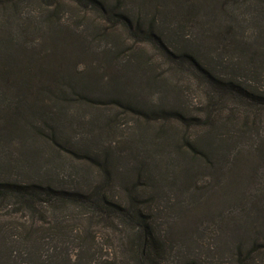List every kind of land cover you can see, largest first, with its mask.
<instances>
[{"label":"trees","instance_id":"trees-1","mask_svg":"<svg viewBox=\"0 0 264 264\" xmlns=\"http://www.w3.org/2000/svg\"><path fill=\"white\" fill-rule=\"evenodd\" d=\"M28 1L38 4L40 11L32 12L30 4L22 6L21 0H0L3 16L9 9L23 11L21 15L25 19L20 20L21 24L19 20L15 23L23 32V37L27 36L26 33L32 29V25L35 26L33 30L40 28L44 31L48 39L45 47L36 49V41H29L27 37L17 38L13 31L10 38L0 37V113H5L3 120H0L1 141L26 135L46 140L60 158L70 155L83 160V165L95 166L103 180L89 191L78 184L73 186L61 182L58 186L34 179L0 178V212L7 208L6 214L10 218L7 222L0 223V264H20L17 259L21 257L28 259L30 264H207L205 258L194 252L190 242H184L186 232L183 225L187 226L188 218L182 217L186 207L183 200L180 199L177 204L171 206L172 209L182 210L177 222L182 224L179 226L176 223L177 225L169 227L171 233H168L171 236L162 229L168 224L167 217L166 220L165 216L158 218L160 208L170 200L169 188L177 190V187H185L192 180V169L201 163L215 168L216 172L221 171L220 173L224 169L223 163L241 165L238 171L232 174L233 178L242 179L245 188L243 189L241 184H234L238 186L234 207L227 213H230L229 215L225 212L220 214V225L222 230L232 231L223 235H231L232 250L238 264H264V166L261 167L262 170L259 168L262 166L261 162L264 165V85L259 88L249 87L245 75L242 74L243 79L238 75L240 69L242 72L246 68L241 65L239 69L225 56L227 50L231 49L245 57L247 63L257 65L264 56V44L245 46L239 44V40L234 44L237 35L233 34L232 10L227 8L228 15L224 18L228 19L226 23L216 24L220 17L217 10L219 5L215 14L211 5L218 4L216 0ZM65 1L72 4H61ZM127 1L135 7L141 3L153 13L150 17L143 15L140 9L129 7ZM169 4H177V7L170 8ZM72 5L79 10L75 25L65 22L66 19L61 13V7L64 9L65 6ZM203 10H206L212 22L209 23L208 20L200 25L197 24L196 18ZM88 11L97 12L105 24L85 23L81 13L86 15ZM256 13L263 15L264 7L259 8ZM18 14L20 15V12ZM170 20L173 23L178 20L180 25H175L170 34H165L161 26ZM4 22L3 27H7ZM13 24L8 25V28ZM106 25L126 30L134 42L140 40L151 44L159 56L171 66L174 76H164L157 66H153L152 60L147 59L146 54L135 47L122 49L119 37L108 32ZM184 29L195 30L194 35L190 31L194 38L186 41L184 34L178 36ZM259 35L257 42L263 41L262 34ZM89 37L108 38L106 43L96 49L100 51L98 55L89 50L93 41V38L90 40ZM94 59L99 66L91 64L82 67L78 64L79 61ZM102 63L106 72L101 75ZM176 73L190 75L195 79V82L189 83H195L201 88L205 100L202 104L203 113H189L186 107L180 105L187 87L176 78ZM44 77L53 79V82L60 85L56 88L45 87L41 84ZM67 79L70 80L69 91L63 87ZM102 79L107 80L110 92L106 99L95 96L92 98L91 82H103ZM133 81H136L138 86L145 85L147 90L151 89V86L161 87L163 95L174 96L177 104L158 107L135 102L132 95L125 92L127 84ZM30 94H35L34 100H31ZM42 95L47 97L48 104L41 99ZM9 96L16 98L15 101ZM124 97H127V100ZM40 101L42 104H39ZM68 103H80L96 108L109 105L145 122L152 120L155 131L162 135L156 144L157 148L171 147L177 152V157L171 158L166 151L148 154L146 150L147 159L156 163H171L172 160L176 164L173 166L176 172L179 174L181 169L187 175L180 179L174 174L173 183L170 184L169 178L161 172L152 173L153 164H140L144 171L135 169L132 186H124L126 200L122 201L111 195L110 190L113 187L109 179L112 164L116 160L113 157L116 149L107 146L103 150L97 147L93 152H83L79 148H69V144L66 145L67 149L61 141L71 139L63 134L68 126L62 116L72 111L67 107ZM24 107L36 119L29 120L32 116H26L28 113ZM70 123L77 132L82 133L94 132L97 127L93 121L87 122L86 118H74ZM174 124H181L186 129L178 139L173 133ZM192 129L202 132L192 136L191 132L189 133ZM95 140L96 138L92 139ZM63 151L69 154H63ZM3 156L0 155V167L5 165ZM35 157L36 152L19 157L17 162H20L24 173L27 171L22 162L27 160L34 169L38 166ZM117 157V160H121L122 154ZM251 158L254 163L249 162ZM9 163L8 167L12 165ZM73 164L75 169H80L75 160ZM13 166L21 170L17 165ZM81 170L86 168L83 166ZM39 171L41 170L37 169V172ZM143 179L150 184L156 200L150 198L149 192H143ZM247 187L250 189L247 190ZM225 188H228V183H224L223 189ZM201 192V188L191 192L189 207L192 210L202 205L199 204ZM179 194L183 198L181 191ZM157 200L162 202L153 204ZM67 207L82 209L83 215L89 216L92 221L114 218L119 220L124 228L122 227L123 231L119 233L118 243L113 246L108 244L114 249V253L110 251L100 254L107 245L97 241L98 236L94 234L93 225L71 228L67 216L62 215ZM243 209L246 211L241 213L240 217L232 215L234 210ZM12 219L14 223L10 222ZM40 223L43 226H40ZM41 231H46L47 234L41 236ZM69 234H75L73 241H79L77 248L72 249L76 251L75 254H72L68 247L67 238L71 237ZM55 236L62 239L63 243L56 242ZM20 240V244L25 245L26 252L17 251ZM174 241H181L184 245L179 246L181 249L177 250L172 247L178 246L177 243L170 246V242ZM185 247L192 254L185 252ZM118 248L121 250L118 251ZM170 251L175 252L176 257L172 254L171 258Z\"/></svg>","mask_w":264,"mask_h":264},{"label":"rangeland","instance_id":"rangeland-1","mask_svg":"<svg viewBox=\"0 0 264 264\" xmlns=\"http://www.w3.org/2000/svg\"><path fill=\"white\" fill-rule=\"evenodd\" d=\"M21 1L22 6L30 4L32 12L40 11V6L38 4H34L33 2L28 0ZM216 2L218 4H211L213 6L214 14L216 13L217 5H219V8L217 10L220 17H218L216 24L220 23L222 25L223 22L226 23L228 19L224 20V18L228 15L227 8L232 10L233 34L237 35L235 41H233L234 44H236L239 40V44H245V46H249L255 43H258L259 45L263 46L264 14L260 15L256 12L259 10V8L264 7V0H216ZM61 4L72 3H67L65 1ZM127 4L129 7L132 6L136 8V10L140 9L139 11L143 15H148V17H150L153 13V11H148V9H146L141 3L136 4V7L133 4H129L128 1ZM169 7L176 8L177 4H169ZM61 11L64 18L66 19L65 22L69 23L70 25H75V20L78 18L79 15V10L77 8H73L72 5V7L65 6L64 9H62L61 7ZM16 12L17 11H12L11 9H9L6 11V15L3 16L4 12L0 11V37L2 39L10 38V35H12L13 31V33H15L14 35L17 38L27 37L29 41H36L38 44L34 45V48L40 49L42 47H45L46 42H48V39L44 31L40 30V28L38 30H33L35 26L30 25L32 29L26 33L27 36L23 37V32L21 31V29L19 30L18 26H15V23L17 22V20H19V24H21L20 20H24L25 17L21 15V13L23 12L21 9L18 10L17 14ZM19 12L20 15L18 14ZM81 15L84 16L83 18L85 20V23L87 24H91L93 22H95V24H105L97 12L88 11L86 15L82 13ZM208 20L209 15L207 14L206 10H203L196 18L197 24L200 25H202L203 22H206ZM3 22L4 24H7V27L6 25L5 27H3ZM211 22L212 21L210 19L209 23ZM12 23L14 24L10 26V28H8V25ZM175 25L177 27L180 25L178 20H176L174 23L170 20L168 23H163L161 29L165 34H170ZM106 26H108V32H111L112 34H115L119 37V42L123 47L122 49L126 50V48L129 46L135 47L138 51L146 54L147 59H151L154 63L153 66H157L159 68V72L164 74V76H174L173 72H171V66L167 64L163 57L159 56V53L154 50L151 44L140 40H136V42H134L132 39H130V35L127 33L126 30H123L121 28H112L111 25ZM197 29L201 33V29L199 27ZM190 31L193 32V35L196 32L195 30L188 31V29H184V31H180L178 36H183L184 34V38H186L184 40H191L194 37L192 36ZM178 32L179 30L177 31V34ZM259 34H262L261 38H263V41L257 42V39L260 36ZM92 38L93 37H89L90 40ZM106 39L108 40V38H93L89 50L93 51L94 54L96 52V55H98L100 51H96V49L106 43ZM201 39L203 40L204 37L202 36ZM227 51L228 52L225 56L227 59L231 60V63H234L239 69L241 65L246 68L242 70V72L240 71V69L238 71V75H240L242 79V74L245 75L248 80L247 85L249 87L259 88L260 86L264 85V56L261 59L260 63H258L257 65H251L247 63L246 58L241 56L239 53H235L231 51V49ZM99 59L101 60L102 58ZM94 61L95 59L89 61H79L78 64L82 67H86L91 64L92 66H99L98 63ZM102 64L103 65L101 67L103 71L101 70V75L103 74V72H106V70L104 69V63ZM216 70L220 71V69L217 68ZM176 74V78L182 82L181 84L187 87L181 99L180 105L186 107L189 113H194L196 111L202 110L204 111L202 104L205 103V100L203 98V93H201V88H199L195 83H193V85L189 83L191 81L195 82V79L190 75L188 76L183 73ZM43 80L44 81L41 84L48 88H56L60 85L56 82H53V79H50L48 77H44ZM102 81L103 82H91L92 88L90 94L92 95V98L95 96V98L101 97L106 99V95L110 92V88L106 83L107 80L102 79ZM69 83L70 80L67 79V83H65L64 86L62 85L68 91ZM151 87V89L147 90L145 85L138 86L136 84V81H133L131 84H127L125 92H127V94L132 95L131 97L135 99V102L140 101L142 103L148 104L147 106L170 107L177 104V99H175L174 96L165 97L163 95L161 87ZM30 97L31 100H34L35 94H30ZM9 98L12 101H15L16 99L12 96H9ZM41 99H43L46 104H48L47 97L42 95ZM124 99L127 100V97H124ZM39 104H42V102L40 101ZM67 107H70V110L72 111L67 114L65 113L62 116L63 121L68 126V128L64 130L63 134H65L66 136L68 135L71 139H68L67 141H61L66 148V145L69 144V148H72L74 150L79 148V150L83 152H93V150L97 147H101L103 150L107 146H112L116 149V153L114 152L113 156L114 158H116V160L112 164V170L109 179L111 180V187H113V189L110 190L111 195L119 198L122 201L126 200V195L123 191L124 186H128L125 188H130L132 186V182L135 180V169L141 172L144 171V167H141L140 164H153L154 168L151 169L152 173L158 174L159 172H161L165 177L169 178L170 184L173 183L172 177L174 174H176L177 177H179L180 179H183L184 175H187L181 169L178 174L173 167L176 166V164L172 160L171 163H169L168 161H165L163 163H156L147 159L146 150H148V154L166 151V154H169L171 158L177 157V152L171 147H168L166 149L157 148L156 144L159 140H161L162 135L155 131V124L152 120H147V122H145V120H140L130 114L125 113V111H123L122 109H118L109 105L98 106V108H96L94 106L84 105L80 103H68ZM0 108H2V105H0ZM24 108L28 113L26 114V116H32L29 118V120L36 119V117L33 116L26 107ZM4 116L5 113L4 115L0 113L1 121L3 120ZM74 118H86L87 122L91 120L95 123L97 127L94 129V132H77L75 130L76 128L74 129V126H72L70 123V121ZM173 126V133L176 139L180 138L186 132L185 127H183L181 124H174ZM198 132L202 131H197L196 129H192L191 131H189L192 136H195ZM91 135H94L93 138H90ZM87 138H89L91 141ZM95 138L96 140L92 141V139ZM144 138H146L147 140H144ZM33 152L37 153V157L35 158L37 160L38 166L32 169L30 163L27 160H24L22 164H24V168H26V170H24L27 171L24 173L23 168L20 167V162H17V160L20 156L24 157V155H28ZM244 153H246V151H244ZM1 154L4 155L2 160L5 164L4 166L0 167V178L3 179H34L41 180L45 183H52L58 186L61 182L73 186L78 184L82 186L85 190L89 191L92 190L99 183H101L103 180V176H101V174L94 168L95 166L91 167V164L90 166L83 165V160L79 158H73L72 156L70 157V155H66L60 158L49 142H47L46 140H38L32 135H26L23 137L15 136L12 137L9 141H1L0 138V155ZM63 154L69 153L67 151H63ZM121 154V160H117V156H120ZM6 160L9 161L7 162ZM74 160L77 166L80 167L79 170L75 169L73 164ZM9 162H11L12 164L10 167L7 166L10 165ZM249 162L254 163V159L251 158ZM261 163L262 166H259V168L262 170L264 165L263 162ZM13 165H17V167H19L22 171L17 169ZM83 166L86 168V170L82 171L81 168ZM222 166L224 167V169L222 173H220L221 171L216 172L215 168L204 166L202 163L200 165H195L192 169V180H190V182L187 183L185 187H177L179 188L177 190L169 188L168 192L170 200L168 201V203H165V205L160 208L161 213L158 218L165 216L166 220L167 217L168 224H165L162 229L167 231V233L168 231L171 233V229L169 230L170 226H174L177 224L180 226L182 224L177 223L180 220L182 210L177 208L172 209L171 206L177 204L180 199L183 200V204L186 205V207L182 212V217L188 218L187 226L183 225L184 232H186L184 240L185 244L190 242V244L194 248V252L198 255H201V258H205L207 264H216V262L218 264H238L237 260L235 259L234 252L232 250L233 244L232 238H230L231 235H223V233L230 234L232 233V231H225V229H221V219H219V216L222 212H225V214H227L233 209L235 204V197L237 195L235 192L238 189L237 185L241 184L243 189L245 188V186L241 178H233L232 174L238 171V169L241 167L240 164L225 165L223 163ZM37 169L41 171L37 172ZM80 170L82 172H80ZM143 180V192H149L150 198L156 200L153 195L150 184L147 180ZM224 183H228V188L223 189ZM199 188L202 189V192L200 194L201 200L199 201V204L202 205L196 210H192L189 207L191 205V200L189 199L190 194L193 190H198ZM249 189L250 188H248L247 190ZM180 191L183 194V198L180 197ZM160 202L162 201L157 200L154 201L153 204H157ZM163 207L164 209H162ZM6 210L7 208H4L0 212V223L2 224L10 219L6 214ZM242 211L234 210V214L232 215L234 217H240L241 213H245L246 210L243 209ZM62 215L67 216L68 225L71 228H78L79 226V228H83L89 225H93L92 229L94 231V234L98 236L97 241L108 246H105L104 251L100 252V254H107L110 251L114 253V249L111 246L109 247V245L113 246L116 242L118 243L119 233L123 231L124 225L121 224L119 220L114 218L112 220L107 221L103 219H96L92 221L91 219H89V216L83 215L82 209L78 210L73 207H67V209L63 211ZM10 222L14 223V220L12 219ZM39 225L43 226L42 223H40ZM170 233H168V236H171ZM44 234H47V232L41 231V236H44ZM70 236L71 237L67 238L69 239L67 240L69 242L68 247L69 249H71L72 254H75L76 251L72 249L77 248L79 241H73V236H75V234ZM81 237L83 238V235H81ZM54 239L56 242H59V244L63 243L61 242L62 239L56 236L54 237ZM21 240L19 242V245H17L16 249L17 251L26 252L25 245L20 244L22 242ZM228 240H230L229 243H231V245L226 242ZM174 243H177L178 246L173 245L172 247L177 250L181 249L179 246L184 245L181 241H174L173 243L170 242V246ZM120 250L121 249L118 248V251ZM184 251L188 254H192L187 249V247H185ZM122 252L119 253L121 254ZM172 254H174L173 257H176V253L173 251L170 255H168L173 258L171 256ZM123 257L125 258V255ZM17 261L20 264H30L29 260L25 257L18 258Z\"/></svg>","mask_w":264,"mask_h":264}]
</instances>
